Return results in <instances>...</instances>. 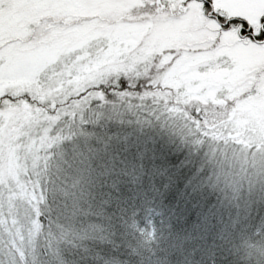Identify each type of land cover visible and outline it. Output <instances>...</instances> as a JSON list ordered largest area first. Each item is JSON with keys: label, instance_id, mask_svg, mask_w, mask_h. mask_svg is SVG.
<instances>
[{"label": "rangeland", "instance_id": "obj_1", "mask_svg": "<svg viewBox=\"0 0 264 264\" xmlns=\"http://www.w3.org/2000/svg\"><path fill=\"white\" fill-rule=\"evenodd\" d=\"M228 4L230 15L248 21L256 33L262 30L264 0H228ZM190 25L197 29L195 24H189L160 31L152 38L153 51L162 54L176 48L184 37L197 40V34L186 31ZM198 39L208 41L206 45L199 44L204 51L194 57L184 56L167 73L156 70L154 85H171L177 99L200 101L202 107L191 104L193 110L176 111L168 92L152 96L163 103L161 110L151 115L141 107L114 109V104L107 105L97 93H91L89 99L75 100L81 93L97 90L109 75L125 73L113 62L111 74L103 79L99 69H88L72 85L74 90L65 86L48 95L43 103L60 106L58 115L49 114L40 103L35 109L26 105L23 112L5 117L7 124L0 128V264H17V255L33 251V211L45 202L50 205L60 199L70 208L90 195L92 184L100 176L92 167L98 156L92 134L99 131L106 138L104 127L124 129L128 134L138 129L136 136L140 130L148 129L145 132H153L154 138L163 137L170 147L192 155L195 165L207 171L204 181L216 192L228 195L236 217L258 214L256 206L264 211V86L244 102L233 103L236 96L252 86L251 80L244 82L247 72L264 67V44L242 37L238 30L230 31L222 37L216 56L228 57L234 70L199 72L198 67L215 59L208 52L216 37L206 39L203 35ZM128 70L144 74L142 66ZM224 90L228 95L222 100L219 94ZM191 111H198L203 120L195 119ZM81 128L86 129V134H81ZM220 136L228 143L218 140ZM42 195L46 201H41ZM226 208L227 205L220 209L228 216ZM249 228L250 222L243 224L244 231ZM247 243L250 245V240ZM250 248L248 260L264 264V240ZM250 248L244 246L246 252Z\"/></svg>", "mask_w": 264, "mask_h": 264}, {"label": "snow or ice", "instance_id": "obj_2", "mask_svg": "<svg viewBox=\"0 0 264 264\" xmlns=\"http://www.w3.org/2000/svg\"><path fill=\"white\" fill-rule=\"evenodd\" d=\"M189 24L216 37L208 52L215 59L198 67L199 72L234 70L228 57L216 56L223 34L238 30L242 37L264 43V29L256 33L247 21L230 15L228 0H0V128L6 126L7 115L23 112L26 105L37 108L65 86L72 89L88 69H99L100 79L111 74L113 62L125 71L142 66L145 74L152 67L167 73L186 53L175 47L154 52L152 38L164 29ZM249 80L253 92L264 86V67L251 71ZM132 87L130 83L115 95L123 100L132 95L128 91ZM227 95L224 90L219 97ZM81 134L86 129L81 128ZM144 147L151 151V163L162 178L154 192L166 195L174 205L166 208L169 200L163 196L158 207L155 197L150 201V211L161 224L172 228L173 221L184 218L197 229H208L223 223L221 211L198 199L207 186L180 167L181 158L173 155L163 137L146 139ZM139 163L144 167L143 158ZM41 201L46 197L42 195ZM48 210L55 211L51 205Z\"/></svg>", "mask_w": 264, "mask_h": 264}, {"label": "trees", "instance_id": "obj_3", "mask_svg": "<svg viewBox=\"0 0 264 264\" xmlns=\"http://www.w3.org/2000/svg\"><path fill=\"white\" fill-rule=\"evenodd\" d=\"M247 23L254 31L248 21ZM187 30L194 36L197 34V40L184 37L180 41L181 45L176 48L183 50L186 53L185 57H194L205 49L202 47L201 51L199 44L208 43L198 38L204 35V38L208 39L214 35L206 34L192 25L187 27ZM214 44L216 40L212 45ZM189 50L191 55L188 54ZM257 68L259 67L252 68L251 71ZM156 70V67H152L146 74L129 70L125 73L118 71L116 75H109L108 81L97 90L91 89L83 95L81 93L75 100L89 99L91 93H97L103 97L107 105L114 104L133 109L141 107L151 115L156 110H161L163 103L159 97L152 96L168 92L172 100L170 104L176 111L185 113L193 110L191 104L196 108L203 106L200 101L177 99V91L171 85L162 86L159 83L154 85ZM251 71L247 72V80L244 82L249 80ZM130 83L134 85L128 89L132 95L121 100L115 93L124 91ZM149 91L152 95H144ZM255 94L251 86L239 97L236 96L233 103L238 104L245 101L248 95ZM42 106L51 115L59 114L60 106L53 107L49 103H43ZM191 115L195 119L203 120L198 111H191ZM145 130L148 129L140 130V135L136 136L138 129L133 130L135 134H128L124 129L116 131L115 127H104L102 131L107 135L106 138H103L99 131L92 134L94 138L92 144L98 148L97 160L92 167L100 176L92 184L90 195L76 205L70 204L74 205L70 208L60 199L53 201V204L50 202L55 209L52 213L48 210L47 202L33 211L36 233L33 251L17 255L19 259H16L17 264H174L178 256L184 264H190L193 258L201 260L202 264L251 263L248 260V254L252 252L250 247L264 240L263 207L256 206V210L260 211L258 214L236 217V209L230 203L228 195L224 191L216 192L204 181L207 171L195 165V159L184 149L178 151L172 148L173 155L181 158L180 167L186 173L197 183L207 186L204 193L197 194L198 199L202 203L210 201L208 205L210 208L215 207L221 211L223 223L216 225L215 228L192 231L194 224L182 218L173 221L174 227L169 228L167 222L161 224L159 217L150 211L153 207L150 203L153 197L157 207L162 203V196L163 199L169 200V203L165 204L166 208L174 205L166 195L154 192L162 178L151 163V151H146L144 147L146 139L154 138L153 132ZM218 140L228 143L226 142L228 139L222 136ZM141 158L144 159V167L140 166ZM179 203L183 207V201ZM221 205L222 207L227 205L228 216L220 209ZM247 222H250V228L244 231L243 224L248 225ZM248 240L250 245L247 243ZM190 246L191 254L186 251ZM244 246L249 247L250 252H246Z\"/></svg>", "mask_w": 264, "mask_h": 264}, {"label": "clouds", "instance_id": "obj_4", "mask_svg": "<svg viewBox=\"0 0 264 264\" xmlns=\"http://www.w3.org/2000/svg\"><path fill=\"white\" fill-rule=\"evenodd\" d=\"M199 229H197L196 227L193 226L192 231H198ZM195 242V238L193 237V243ZM186 251L191 254V246L186 249ZM174 264H184V261L178 256L175 261ZM190 264H202L201 260H197L195 258H193V260L190 262Z\"/></svg>", "mask_w": 264, "mask_h": 264}, {"label": "flooded vegetation", "instance_id": "obj_5", "mask_svg": "<svg viewBox=\"0 0 264 264\" xmlns=\"http://www.w3.org/2000/svg\"><path fill=\"white\" fill-rule=\"evenodd\" d=\"M262 29H263V27H262Z\"/></svg>", "mask_w": 264, "mask_h": 264}]
</instances>
